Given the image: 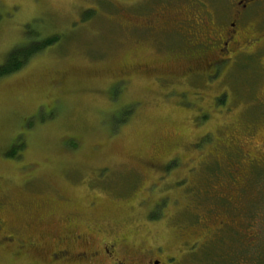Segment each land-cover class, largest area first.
Returning a JSON list of instances; mask_svg holds the SVG:
<instances>
[{
	"label": "rangeland",
	"instance_id": "obj_1",
	"mask_svg": "<svg viewBox=\"0 0 264 264\" xmlns=\"http://www.w3.org/2000/svg\"><path fill=\"white\" fill-rule=\"evenodd\" d=\"M231 2L0 0V65L14 48L56 38L0 78V218L16 239L46 237L44 259L15 239L0 245V264H48L50 236L65 225L82 235L77 249L117 232L125 254L142 243L180 254L194 240L190 255L213 254L219 238L202 236L214 228L207 215L200 217L206 228L196 227L197 213L228 215L217 190L229 178L228 139L252 101L235 93L250 80L253 96L264 98V67L260 75L249 56L231 78L216 67L209 82L204 62L183 60L201 34L168 32V14L197 22L203 10L215 17ZM232 85L238 91L213 100ZM188 186L201 193L200 207L192 206ZM251 191L258 193L249 195L252 206H264V182Z\"/></svg>",
	"mask_w": 264,
	"mask_h": 264
},
{
	"label": "flooded vegetation",
	"instance_id": "obj_2",
	"mask_svg": "<svg viewBox=\"0 0 264 264\" xmlns=\"http://www.w3.org/2000/svg\"><path fill=\"white\" fill-rule=\"evenodd\" d=\"M259 2L260 0H232L224 10L215 14V17L208 14L210 11L203 10L197 22L194 19L190 22L192 19L189 17L182 18L181 12H178L179 17L168 14V32L174 27H179L184 31L185 37L196 38L201 34L202 38L192 41L193 50L183 57L185 63L192 60L193 62L198 60L199 64L201 61L204 62L206 66L199 67L200 70L204 68V71H208L206 74L210 82L216 78V67H220V75L231 78L235 74L236 70L234 69H236L239 60L247 62L249 56H254L252 61L258 62L257 68L261 75L264 70V68L262 70V66L264 67V5L258 8ZM256 15L261 16L262 21L259 24L251 22V19ZM192 68L188 67L187 70L191 72ZM197 73L203 74L200 71ZM233 87V85L228 86L216 94L218 97L213 95V100L228 98L230 92L234 93L233 89L238 91ZM239 87H241L240 91L235 93L236 96H240L238 99L245 100L247 98L252 101L248 106L249 111H247V106L245 107L246 115L242 121V128L235 129L237 134L234 135L236 133L234 131L231 137H228L227 151L229 157L232 156V162L228 164L229 178H224L225 181L220 183L217 190L221 192L224 207L228 209V215L219 214L220 212L217 214L213 212L211 215L204 211L197 213L196 227L206 228V221H201L200 217L207 215L205 219L214 228L207 229L202 236L209 241H213L211 236L219 238V241H215V243L213 241L212 255L194 256L190 255L191 252L185 251L191 245H199V240H194L189 246L180 247V254L171 253L172 251L163 245H146L145 243L138 245L135 254H125L124 238L119 237L117 232L108 239L99 240L95 245L85 240L86 246L77 249L74 242L84 239L80 234L69 233L65 225L62 228V234L59 231L56 235L50 236L54 239V246L45 254L48 264H264V206L253 207L252 197L249 196L257 197L258 193H252L251 188L262 189L264 182L262 177L264 174V139H256L260 129H264V98L253 96V81H245ZM253 114L255 116L251 117ZM255 142L257 143L255 144ZM250 144H254L255 150H247V146ZM239 159L241 161L238 163ZM223 160H226V156L223 157ZM193 189L190 191L188 186L186 192H191L192 206H195L196 201L197 207H200L196 194L201 193ZM214 190H216V186H214ZM209 193L221 198L214 191ZM187 205L188 207L185 205L183 207L185 212H189V204ZM210 209L212 208L210 207ZM69 221H71V217H67L65 223H69ZM4 226L5 222L0 218L1 246L12 243L17 237L14 232V235L7 232ZM36 238L20 237L16 240L20 241V246L25 251L28 246H33V249L44 259L40 253L39 244H42L46 237L39 234ZM161 239H165V236L154 239V241Z\"/></svg>",
	"mask_w": 264,
	"mask_h": 264
},
{
	"label": "trees",
	"instance_id": "obj_3",
	"mask_svg": "<svg viewBox=\"0 0 264 264\" xmlns=\"http://www.w3.org/2000/svg\"><path fill=\"white\" fill-rule=\"evenodd\" d=\"M55 40V37L50 36L42 39V41H38L36 44L29 43L28 45L14 48L9 52L6 61L0 65V78L18 71L32 55L53 43ZM12 152L9 155H14Z\"/></svg>",
	"mask_w": 264,
	"mask_h": 264
}]
</instances>
